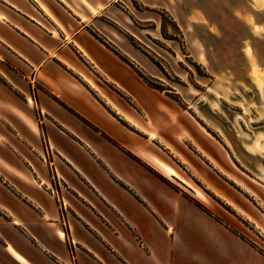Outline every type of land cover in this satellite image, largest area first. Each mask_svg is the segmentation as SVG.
Listing matches in <instances>:
<instances>
[{
    "label": "crops",
    "instance_id": "0c3cea01",
    "mask_svg": "<svg viewBox=\"0 0 264 264\" xmlns=\"http://www.w3.org/2000/svg\"><path fill=\"white\" fill-rule=\"evenodd\" d=\"M113 1L0 0V46L17 69L10 81L20 82L23 93L35 84L42 87L29 100L41 127L23 114L30 107L24 99L6 109L13 126L6 130L29 156L14 150L3 159L16 181L0 186V212L6 215L0 214V264H71L72 256L78 264H264L263 254L222 233L213 217L156 181L132 157L177 178V169L156 156L152 145L159 140L175 153L182 150L193 166L203 162L210 179L234 174L232 163L236 166L226 143L209 136L176 100L151 87L134 62L95 34V19ZM191 1L197 8L189 17H212L208 0ZM218 4L244 26L239 51L247 66L250 46L253 65L264 68V30H256L264 26V0ZM31 133L41 141L43 136L52 170L62 174L61 183L73 195L67 234L76 247L72 256L66 235L56 228L53 205L32 184L46 186L50 172L43 169V142L24 137ZM210 179L208 186L217 192Z\"/></svg>",
    "mask_w": 264,
    "mask_h": 264
},
{
    "label": "rangeland",
    "instance_id": "374dc122",
    "mask_svg": "<svg viewBox=\"0 0 264 264\" xmlns=\"http://www.w3.org/2000/svg\"><path fill=\"white\" fill-rule=\"evenodd\" d=\"M196 8L197 2L191 0L188 3L182 0H114L95 19V34L108 45L118 48L125 60L134 62L140 76L151 87L157 91L164 89L159 91L176 100L200 122L208 135L226 143L236 162V166L232 163L236 173H222L221 176L215 173L210 179L202 167L203 162L197 168L182 150L175 153L159 140L152 145L156 156L177 169V178L169 179L141 158L133 154L132 157L154 175L156 181L167 189L171 187L213 217L222 233L244 241L254 252L264 255V145L258 144L264 143V68L258 65L255 68L254 54L245 51L252 63L251 68L247 66L239 51L244 26L231 19L218 0H208L205 4L211 18L189 17L190 9ZM256 28L258 32L264 30V26ZM13 70L17 71L6 57V50L0 46V186L3 188L8 184L6 180L9 183L15 180L4 170L6 154L15 150L20 155L27 153L29 156V151L19 145L11 131L6 130V125L13 129L6 119L7 107H14L19 98L24 99L30 107L23 114L41 127L39 112L29 100L34 98V90L42 87L35 84L33 89L23 93L20 82L10 81ZM152 131L157 137V131ZM102 136L110 140L106 134ZM24 137L36 139L38 145L43 142L42 158L46 160L43 169H48L50 176L46 179V186L32 184L39 187L53 205L54 219L59 223L56 228L66 235L72 256L76 247L74 242H68L67 234L69 220L74 218L69 205L73 195L64 187L65 183H61L65 181L59 178L62 174L52 170L49 162L52 153L50 151V158L43 136L42 141L33 133L32 138ZM252 139L257 146L249 145ZM183 146L182 142L181 147L186 150ZM209 179L215 181L217 192L208 186ZM51 196L56 201H52ZM89 197L96 201L91 194ZM0 214L6 218L4 213ZM2 217L0 221H4ZM130 231L134 239L135 232ZM71 264H78L73 256Z\"/></svg>",
    "mask_w": 264,
    "mask_h": 264
},
{
    "label": "bare ground",
    "instance_id": "6f19581e",
    "mask_svg": "<svg viewBox=\"0 0 264 264\" xmlns=\"http://www.w3.org/2000/svg\"><path fill=\"white\" fill-rule=\"evenodd\" d=\"M247 50L248 52H250V46H247ZM167 172H171V171L167 170Z\"/></svg>",
    "mask_w": 264,
    "mask_h": 264
},
{
    "label": "trees",
    "instance_id": "16d2710c",
    "mask_svg": "<svg viewBox=\"0 0 264 264\" xmlns=\"http://www.w3.org/2000/svg\"><path fill=\"white\" fill-rule=\"evenodd\" d=\"M159 90H164V89H160V88H159ZM178 101H179V100H178Z\"/></svg>",
    "mask_w": 264,
    "mask_h": 264
}]
</instances>
